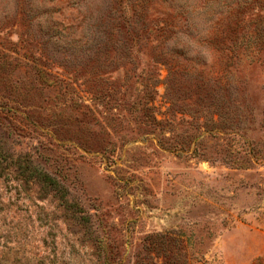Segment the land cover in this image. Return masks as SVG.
Instances as JSON below:
<instances>
[{
  "label": "rangeland",
  "instance_id": "1",
  "mask_svg": "<svg viewBox=\"0 0 264 264\" xmlns=\"http://www.w3.org/2000/svg\"><path fill=\"white\" fill-rule=\"evenodd\" d=\"M0 152V264H264V0H0Z\"/></svg>",
  "mask_w": 264,
  "mask_h": 264
},
{
  "label": "trees",
  "instance_id": "2",
  "mask_svg": "<svg viewBox=\"0 0 264 264\" xmlns=\"http://www.w3.org/2000/svg\"><path fill=\"white\" fill-rule=\"evenodd\" d=\"M1 154V152H0ZM23 171L29 173L28 175L34 177L39 183L46 185L56 194H60L64 191V189L60 186L59 182L52 178L51 176L41 173L33 168L27 169V167H23ZM61 197H64V194H60Z\"/></svg>",
  "mask_w": 264,
  "mask_h": 264
}]
</instances>
